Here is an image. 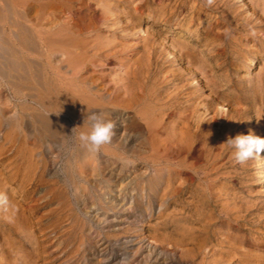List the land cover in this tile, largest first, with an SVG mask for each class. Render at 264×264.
Segmentation results:
<instances>
[{"label": "rangeland", "instance_id": "374dc122", "mask_svg": "<svg viewBox=\"0 0 264 264\" xmlns=\"http://www.w3.org/2000/svg\"><path fill=\"white\" fill-rule=\"evenodd\" d=\"M40 2L45 86L0 77V264H264V151L225 143L264 138V1ZM42 91L63 139L30 132ZM82 104L115 124L97 152Z\"/></svg>", "mask_w": 264, "mask_h": 264}, {"label": "bare ground", "instance_id": "6f19581e", "mask_svg": "<svg viewBox=\"0 0 264 264\" xmlns=\"http://www.w3.org/2000/svg\"><path fill=\"white\" fill-rule=\"evenodd\" d=\"M41 3L42 2H40V0H0V77L2 79L8 80L12 84L11 87L15 86L18 89L29 88L31 86L33 78L36 79L38 85H40V86L44 85L45 86V84H43V81H42L43 80V75H42L43 73L42 72H44V71L41 67V64L38 61H34V64L36 66H39V67H35V70L32 71L31 62L29 60H27L26 58L24 59L23 54H25V53L20 51L23 48V49H26L27 51H31V52H35V53L39 52V46L37 43L38 40H36V39L37 38L42 39V37L43 38L44 37L45 38L51 37L50 34H49V36L47 35V33H49V32H46V31L43 32L44 29L42 30L40 28L41 27V25H40L41 21H43L47 18V17H45V15L42 17L40 16L39 22H37V23H33L32 22L33 19L30 17V13H31L32 9H34L35 6L41 8V5H43ZM64 3H66V2H64ZM56 4H58L57 1H56ZM48 5H50V4H48ZM33 26L35 28H37L38 26L39 27L37 29H34ZM57 34L59 36H62L59 33H57ZM51 35H53V34H51ZM50 40H53V39L50 38ZM45 42H47V41H45ZM15 43H17V44H15ZM75 81H76V79H75ZM83 88H85V87H83ZM44 89L46 90V92L49 90L46 87ZM46 94H44V92L42 91V92L37 93V95H35V101L39 105L40 109L37 110L36 112L32 113V115H31L33 120H34V123H35V125H34L35 128L31 129V126L29 125L30 126V132L34 131L35 134L37 133L39 138H48V137L60 136L63 139V138H65L66 134H68L67 133L68 129L64 125L65 123H63L58 117L53 115V113L56 112V108L58 107V106L56 107L57 98H54V97L52 98V96L50 98L48 96V94L47 95ZM78 103H79V101H78ZM86 105H88V104H86ZM81 107L83 108V113H80L79 119L82 121V120H84L83 119L84 114L90 113L93 110L90 108H87L84 104H82ZM76 120H75V122H76ZM78 126H76L77 130H79ZM115 135H116V133H115ZM82 147H83V145H82ZM107 148H109V147H107ZM112 149L113 148H111V150Z\"/></svg>", "mask_w": 264, "mask_h": 264}, {"label": "clouds", "instance_id": "9594fccd", "mask_svg": "<svg viewBox=\"0 0 264 264\" xmlns=\"http://www.w3.org/2000/svg\"><path fill=\"white\" fill-rule=\"evenodd\" d=\"M214 0H207V5L211 6ZM87 125V130L79 133V140L91 152H97L103 145L112 142L115 135L114 122L107 120L100 111H91L84 116L83 124ZM232 150L234 162L245 164L250 159H254L264 151V138L252 132L249 134H238L234 138H229L225 142ZM9 201L4 193H0V206L7 207Z\"/></svg>", "mask_w": 264, "mask_h": 264}]
</instances>
